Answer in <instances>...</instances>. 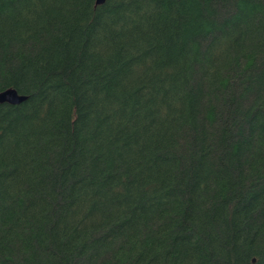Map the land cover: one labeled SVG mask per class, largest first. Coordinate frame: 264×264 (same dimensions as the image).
<instances>
[{
  "label": "trees",
  "instance_id": "1",
  "mask_svg": "<svg viewBox=\"0 0 264 264\" xmlns=\"http://www.w3.org/2000/svg\"><path fill=\"white\" fill-rule=\"evenodd\" d=\"M9 88L0 264H264V0H0Z\"/></svg>",
  "mask_w": 264,
  "mask_h": 264
},
{
  "label": "water",
  "instance_id": "2",
  "mask_svg": "<svg viewBox=\"0 0 264 264\" xmlns=\"http://www.w3.org/2000/svg\"><path fill=\"white\" fill-rule=\"evenodd\" d=\"M104 2L105 0H95V5L100 6L104 4ZM26 99V96L19 95L16 90L11 88L0 92V104L19 105Z\"/></svg>",
  "mask_w": 264,
  "mask_h": 264
},
{
  "label": "bare ground",
  "instance_id": "3",
  "mask_svg": "<svg viewBox=\"0 0 264 264\" xmlns=\"http://www.w3.org/2000/svg\"><path fill=\"white\" fill-rule=\"evenodd\" d=\"M8 105V104H7Z\"/></svg>",
  "mask_w": 264,
  "mask_h": 264
}]
</instances>
